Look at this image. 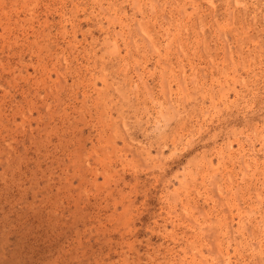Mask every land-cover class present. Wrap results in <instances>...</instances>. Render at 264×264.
<instances>
[{
    "label": "rangeland",
    "instance_id": "obj_1",
    "mask_svg": "<svg viewBox=\"0 0 264 264\" xmlns=\"http://www.w3.org/2000/svg\"><path fill=\"white\" fill-rule=\"evenodd\" d=\"M0 254L264 264V0H0Z\"/></svg>",
    "mask_w": 264,
    "mask_h": 264
},
{
    "label": "bare ground",
    "instance_id": "obj_2",
    "mask_svg": "<svg viewBox=\"0 0 264 264\" xmlns=\"http://www.w3.org/2000/svg\"><path fill=\"white\" fill-rule=\"evenodd\" d=\"M16 160H17V159H16ZM5 162H7V161H5ZM13 162H14V161H13ZM15 162H16V161H15ZM15 162H14V163H15ZM16 163H17V162H16ZM20 163H21V162H20ZM13 165H15V164H13ZM13 165H12V166H13ZM10 166H11V165H10ZM10 166H9V167H10ZM12 166H11V167H12ZM5 168H6V167H5ZM21 168H22V167H21ZM26 169H27V167H26ZM7 171H8V170H7ZM9 172H10V171H9ZM3 178H4V177H3ZM4 180H5V179H4ZM1 181H2V180H1ZM7 182H8V181H7ZM34 198H35V197H34ZM25 200H26V199H25ZM40 200H41V199H40ZM40 200H39V201H40ZM76 201H79V199H78V200L76 199ZM74 203H75V202H74ZM74 203H73V204H74ZM77 203H79V202H77ZM79 204H80V203H79ZM53 205H54V204H53ZM31 206H32V205H31ZM77 206H78V205H77ZM59 207H60V206H59ZM28 210H29V209H28ZM61 210H62V209H61ZM35 211H36V210H35ZM51 211H52V210H51ZM68 211H70V210H68ZM73 212H74V211H73ZM39 215H40V214H39ZM73 215H74V214H73ZM36 216H37V215H36ZM77 216H78V215H77ZM46 217H47V216H46ZM52 218H53V217H52ZM62 218H63V217H62ZM55 219H56V218H55ZM55 219H53V220H55ZM57 219H58V218H57ZM57 219H56V220H57ZM49 220H50V219H49ZM64 222H65V221H64ZM72 222H73V220H72ZM23 224H24V223H23ZM43 225H44V224H43ZM70 226H71V225H70ZM74 227H75V225H74ZM19 228H20V227H19ZM1 230H2V229H1ZM2 231H3V230H2ZM42 232H43V231H42ZM53 232H55V231H53ZM28 233H29V232H28ZM7 234H8V233H7ZM12 234H13V233H12ZM22 235H23V233H22ZM22 235H20V236H22ZM26 235H27V234H26ZM88 235H89V234H88ZM23 236H24V235H23ZM27 236H28V235H27ZM27 236H26V237H27ZM86 236H87V235H86ZM5 237H6V236H5ZM14 237H15V236H14ZM26 237H25V238H26ZM30 237H31V236H30ZM92 237H93V236H92ZM102 237H103V236H102ZM34 238H35V237H34ZM39 238H40V237H39ZM35 239H37V238H35ZM109 239H110V238H109ZM109 239H108V240H109ZM31 240H32V239H31ZM82 240H83V239H82ZM96 240H97V239H96ZM21 241H22V240H21ZM35 241H38V240H35ZM25 243H27V242H25ZM40 243H41V242H40ZM28 244H29V243H28ZM9 245H10V244H9ZM21 245H22V244H21ZM71 245H72V244H71ZM19 246H20V244H19ZM19 246H18V248H19ZM49 246H50V245H49ZM36 247H37V246H36ZM39 247H40V246H39ZM63 247H64V246H63ZM88 247H89V246H88ZM1 248H2V247H1ZM30 248H32V246H31ZM70 248H71V247H70ZM76 248H79V247H76ZM80 248H81V247H80ZM89 248H90V247H89ZM5 249H6V248H5ZM35 249H36V248H35ZM81 249H82V248H81ZM28 250H29V248H28ZM30 250H31V249H30ZM32 250H33V249H32ZM37 250H39V249H37ZM22 251H23V250H22ZM71 251H72V250H71ZM83 251H84V250H83ZM10 252H11V251H10ZM3 253H4V252H3ZM15 253H17V252H15ZM31 253H32V252H31ZM37 253H38V252H37ZM48 253H49V252H48ZM73 253H75V251H74ZM84 253H85V252H84ZM12 254H13V253H12ZM23 254H25V253H23ZM41 254H42V253H41ZM50 254H51V253H50ZM0 255H1V254H0ZM16 255H17V254H16ZM67 255H68V254H67ZM67 255H66V257H67ZM82 255H83V254H82ZM12 256H13V255H12ZM69 256H70V255H69ZM78 256H80V255H78ZM78 256L75 257V258L77 259ZM24 257H25V256H24ZM54 257H55V256H54ZM63 257H64V256H63ZM8 258H9V257H8ZM15 258H16V257H15ZM39 258H40V257H39ZM68 258H69V257H68ZM84 258H85V256H84ZM28 259H30V258H28ZM52 259H53V258H52ZM60 259H62V257H61ZM85 259H86V258H85ZM2 260H3V258H2ZM13 260H14V258H13ZM20 260H21V259H20ZM23 260H24V259H23ZM73 260H74V257H73ZM5 261H6V260H5ZM18 261H19V260H18ZM24 261H25V260H24ZM29 261H31V259H30ZM58 261H59V260H58ZM69 261H71V260H69ZM76 261H78V260H76ZM94 261H95V260H94ZM9 262H10V260H9ZM11 262H12V260H11ZM11 262H10V264H11ZM16 262H17V260H16ZM16 262H15V263H16ZM32 262H33V261H32ZM38 262H39V261H38ZM74 262H75V261H74ZM19 263H20V261H19ZM22 263H24V262H22ZM22 263H21V264H22ZM40 263H41V262H40ZM53 263H55V262H53ZM60 263H61V261H60ZM70 263H71V262H70ZM70 263L68 262V264H70ZM78 263H80V262H78ZM89 263H90V262H89ZM89 263H88V264H89ZM1 264H3V263H1ZM8 264H9V263H8ZM24 264H26V263H24Z\"/></svg>",
    "mask_w": 264,
    "mask_h": 264
}]
</instances>
